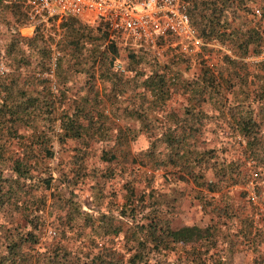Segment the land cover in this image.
<instances>
[{
  "label": "trees",
  "instance_id": "obj_1",
  "mask_svg": "<svg viewBox=\"0 0 264 264\" xmlns=\"http://www.w3.org/2000/svg\"><path fill=\"white\" fill-rule=\"evenodd\" d=\"M187 1L190 24L203 43L199 51L192 53L197 64L190 77L186 75L190 69L187 64L184 70L178 67L179 62L185 61L178 53H186L172 54L173 49L165 48L156 56L151 49L119 35L107 38L103 29L88 27L76 18L67 16L60 20L63 35L53 45L60 52L55 69L57 75L64 77L60 84L66 86L62 89L69 88L68 79L75 74L84 72L86 76L80 86L79 105L64 112L61 120V145L69 138L84 142L81 149L75 148L80 150L72 156L73 164L83 165L88 138L102 143L114 131V143L100 151L101 161H137L138 158L132 156L130 142L141 138L145 147L135 150V155H141L139 159L151 170L168 165L185 183L205 184L208 193H215L228 179L232 180L229 183L240 180L245 183L247 179L240 175L238 164H234L240 163L238 160L215 154L217 144L197 142L202 128L215 127L217 121H222L229 125L231 134H238L243 140L245 156L255 165L264 167V60L255 64L243 61L246 56L260 53L264 46V0ZM6 13L10 15V20H6L4 46L7 60L0 65L16 70L31 65L44 69L50 54L46 40L36 28L29 37L19 35L17 29L24 25L25 18L17 0H0V20L5 19ZM216 42L230 49L235 58L220 51L218 61L209 65L207 58L214 54L211 45ZM117 45L125 48L124 55L117 53ZM122 56L125 65L120 62ZM117 63H121L120 68L116 67ZM95 78L100 81L101 93L95 88ZM33 82L36 86H28L17 74L0 71V264H175L166 260L165 254L176 246L189 254L184 264L231 263L233 241L222 253L213 251H220L217 242L223 228L214 224L204 228L186 224L173 226L165 214L166 199L143 193L138 196L140 208L147 210L133 220L136 245L126 246L125 259L102 252L91 254L77 246L65 247L61 242L65 233L74 226H86L92 215L81 211L80 206L66 196L65 190L52 185L53 181L59 182V176L53 179L43 165V161L52 156L49 133L52 111L48 92L41 87L44 82L36 78ZM174 84L183 92L188 90L190 96L176 111L165 112ZM102 95L112 104V114L123 120L131 119L130 123L123 124L124 128L115 125L103 113ZM39 119L45 121L46 128L36 130ZM23 125L33 130L22 134L18 128ZM26 138H29L27 142ZM13 140L20 143V150L12 145ZM78 167L69 178L68 173L61 176L68 191L78 177H86ZM207 173L212 174V180ZM142 174L150 175V172L142 171ZM163 179L170 183L165 175ZM126 189L118 215L132 221L137 204L132 199V187L127 185ZM98 190L101 198L100 188ZM48 199L50 204H47ZM14 216L16 221L6 226L5 221H9V217L13 220ZM45 217L58 229L55 231L60 238L44 250L36 251L33 247ZM108 217L101 213L98 223L110 227ZM119 229L120 226L112 227L111 231L116 234ZM247 233L255 238L260 231L248 229ZM257 262L264 264V257Z\"/></svg>",
  "mask_w": 264,
  "mask_h": 264
},
{
  "label": "rangeland",
  "instance_id": "obj_2",
  "mask_svg": "<svg viewBox=\"0 0 264 264\" xmlns=\"http://www.w3.org/2000/svg\"><path fill=\"white\" fill-rule=\"evenodd\" d=\"M17 1L22 6L23 16L25 18L24 25L17 29L19 35L29 37L32 35L33 28H36L40 32L43 40H46L47 45L51 44L52 41L58 40L63 35L60 21L52 19L37 21V18L31 19L28 14L29 8L25 5L27 1ZM253 7L255 8V5ZM6 20H10V15L8 13H6L5 19L0 20V56H2L0 62H5L7 60L4 51L7 37ZM85 25L93 29H102V26H98L97 24ZM125 40L127 41V39ZM211 46L214 50V54L211 53L209 58H207V63L209 65L218 61L217 53H224L229 55L230 58H235L232 51L224 45L216 42ZM123 49L125 50L122 46L117 45V53L119 55H124L125 51ZM176 52L180 51L174 50L170 53L175 54ZM59 53L60 52L56 51L54 47L51 48L48 64L44 69H41L38 65H31L16 70L13 67H3L0 65V71L17 74V78L21 82L28 83V86L35 85L33 82L35 78L41 80L45 84L41 87H45L46 89L44 90L48 92L52 111L51 120L49 122L52 156L45 159L43 165L48 169L53 179L59 176L57 178H59V182L62 183L59 185V182L53 183V181L52 185L59 186L65 190L66 196H68L72 202L79 205L81 211L92 215V218L88 221L86 226L77 225L74 226L73 230L69 229L65 233V237L62 238V244L65 247L73 248L77 246L79 249L85 248V251L91 254L102 252L109 256L113 255L115 258L125 259L126 246L133 247L136 245L132 233V229H134L133 220H137L147 210L143 207L140 208L138 196L143 193L149 194V196L153 194L157 199H166L167 202L165 201V207L167 208V213L165 214L167 217H170L173 226L186 224L204 228L207 224H214L223 228L221 231L222 235L219 236L220 239L217 242V248L220 249V251H213L215 253H222L225 246L233 241L234 247L230 264L258 263V259L264 257V201L260 199L264 198V167H260L257 164L255 165L251 159L245 156V151L243 150L244 142L239 135L231 134L229 125L224 124L222 121H217L215 127L208 126L205 129L202 128L198 135L197 142L200 144L202 140L208 142L210 145L217 144L216 150H214L215 154H218L222 158H233L234 160H238L240 163L234 164H238L237 169L240 170V175L243 174L247 178L245 183H242L241 180L236 183H229L232 182V180L228 179L229 184L222 182L220 184V189L215 193H208L205 184L197 185L191 182L185 183L176 177V172L168 165H160L157 169L151 170L145 161L139 159L141 155H135V150L145 147V143L140 142L141 138L134 143L130 142L132 156L136 159L138 158L139 161L138 159L135 162H131L128 159H117L111 162L101 161L98 157L100 151L102 148H106L114 143V131H111L109 138L102 143L100 141L93 142L91 138H88V145H86L84 151V153H87L84 154L82 158L83 165L78 167L79 163L73 164L71 158L77 150L81 149L84 142L79 143L80 140L69 138L61 145L59 134L62 129L61 120L64 112H69L74 106L79 105L80 89L85 83L84 80L86 76L84 72L75 74V76L68 79L67 84L69 88L62 89L63 86H66V84H60V81L63 80L64 77H60L56 74L55 65L52 68V56L57 58ZM178 55L185 60L181 63L179 62L178 67L184 70V66L187 64L190 69L187 71L186 75L190 77L197 64L196 60L192 54L187 55L178 53ZM123 57L124 56L121 57L120 62L125 65ZM260 60H264V46L257 55L243 58V61L249 62L250 64H255ZM54 62L56 63V60ZM93 72L96 76V70L93 69ZM7 78L5 82H7ZM94 83L97 91L101 93L99 79L95 78ZM172 86L170 97L165 105V112L170 110L176 111L183 106L184 102H186L190 96L189 91L186 90L183 92V89L179 87L178 84ZM89 98L91 97H88V99ZM101 98L103 113L109 117L115 125L124 128V123L131 122L129 118L123 120L112 114V104H109L103 95ZM196 101L197 103L200 102V100ZM125 104L126 102L122 103L121 107ZM202 105L204 106L205 103H202ZM163 114L164 112L162 115ZM43 122L45 121L41 119L37 121L36 130L39 128H46V124ZM18 130L26 135L32 131L33 128L23 125L20 126ZM29 138L25 139L26 142ZM12 145L18 147L20 143L18 144L17 141L13 140ZM76 147H80V149L76 150ZM18 148L20 150V147ZM77 167L80 172L83 171L86 173V177H78L77 183L72 186L71 191H68L69 187L66 188V182L64 179H61V176L68 173L69 176L67 177L69 178L71 173H73L72 170ZM109 170H112V172H107ZM142 171L150 172V175H143ZM253 173H256V175L254 176ZM163 175L170 179V183L164 181ZM206 176L211 180L213 179L211 173H207ZM262 176L263 179L260 180ZM127 185L132 187L134 193V198L132 199L134 201L136 200L135 203L137 204L132 212V221L118 215V209L124 202L127 194ZM98 188H100L101 198L97 195L99 193ZM46 194H48L47 191ZM251 196H253V198H251ZM47 204H50L49 199L47 200ZM101 213L108 214V219L112 224L110 227L107 228L102 222L98 223V215ZM15 218L16 216L11 220V217H9V221H5V225L10 226L11 223L16 221ZM54 226L55 225H51L49 219L45 217L44 225L40 228L39 238L33 250L42 251L49 244L54 243L53 241L60 238V234H58L59 237H57L56 231H58V229ZM118 226H120L119 232L113 234L111 228L115 227L118 229ZM248 229H251L252 232L258 229L260 231L259 236L252 238L247 233ZM48 230L53 231L54 234H48ZM72 231H74V233H72ZM1 233L2 230L0 229V234ZM126 238L128 240H126ZM188 255L185 249L176 246L173 251H169L165 254V258L175 264H184L190 258Z\"/></svg>",
  "mask_w": 264,
  "mask_h": 264
},
{
  "label": "built area",
  "instance_id": "obj_3",
  "mask_svg": "<svg viewBox=\"0 0 264 264\" xmlns=\"http://www.w3.org/2000/svg\"><path fill=\"white\" fill-rule=\"evenodd\" d=\"M26 1L31 19L60 21L68 16L85 24L101 25L107 38L119 35L151 49L156 56H160L165 48L192 54L203 44L190 24L187 0ZM49 47L50 50L54 47L53 41ZM55 60L52 56V68ZM116 67L120 68L119 64ZM48 234L54 232L48 230Z\"/></svg>",
  "mask_w": 264,
  "mask_h": 264
}]
</instances>
